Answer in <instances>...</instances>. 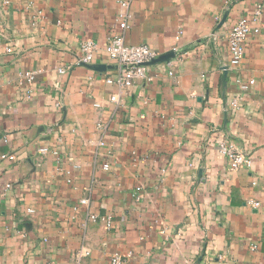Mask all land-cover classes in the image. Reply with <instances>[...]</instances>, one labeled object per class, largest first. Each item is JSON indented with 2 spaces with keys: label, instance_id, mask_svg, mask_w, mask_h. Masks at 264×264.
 Returning <instances> with one entry per match:
<instances>
[{
  "label": "crops",
  "instance_id": "0c3cea01",
  "mask_svg": "<svg viewBox=\"0 0 264 264\" xmlns=\"http://www.w3.org/2000/svg\"><path fill=\"white\" fill-rule=\"evenodd\" d=\"M256 3L260 30L224 74L228 29ZM114 36L186 54L119 91L77 63L82 41ZM224 140L251 165L232 169ZM116 255L264 264V0H0V264Z\"/></svg>",
  "mask_w": 264,
  "mask_h": 264
},
{
  "label": "built area",
  "instance_id": "2783aa9c",
  "mask_svg": "<svg viewBox=\"0 0 264 264\" xmlns=\"http://www.w3.org/2000/svg\"><path fill=\"white\" fill-rule=\"evenodd\" d=\"M263 12V4L256 3L252 14L248 17L239 18L234 22L227 32V49L229 58L226 64L222 66L224 74L232 72L243 57L244 42L253 34H257L260 30L259 20ZM101 51L110 60L113 66L110 69V75L105 78L107 83L115 84L118 90L121 91L126 87L134 86L139 81L144 84L151 82L155 75L151 73V69L160 64H165L168 68L169 75H173V64L177 60L185 57L186 50L174 47L166 52H171L173 55L165 61L151 63L152 60L158 58L166 52H159L152 49L146 44L125 45L123 38L120 36L110 37L102 45H99L93 40H84L80 44V57L77 63H92L95 55ZM67 68H59L60 73H65ZM37 71H25L20 78L26 80L29 84L32 83L37 75ZM250 84L253 80L249 81ZM118 91V92H119ZM120 100L119 93H114L110 96V101L118 102ZM220 155L227 158L232 169L248 167L251 165L250 157L240 152L229 140H224L218 143L217 146ZM41 153H46V148H40ZM4 157V156H2ZM107 168V165H104ZM82 204H86L87 200L82 199ZM247 204L258 207L259 202L256 200H248ZM28 212H32L31 209ZM89 218L93 221L99 219L96 215H90ZM110 224V218H100ZM89 254L88 251L80 252L77 256L82 259ZM109 264H123V260L119 256L110 258Z\"/></svg>",
  "mask_w": 264,
  "mask_h": 264
},
{
  "label": "water",
  "instance_id": "95a60500",
  "mask_svg": "<svg viewBox=\"0 0 264 264\" xmlns=\"http://www.w3.org/2000/svg\"><path fill=\"white\" fill-rule=\"evenodd\" d=\"M173 54L171 52H166L164 54H162L161 56H159L158 58L152 60L151 63H157V62H161V61H165L168 60ZM81 65L91 69V70H95L98 71L100 73L105 72L106 70L112 69L113 66L112 65H107V64H88V63H80Z\"/></svg>",
  "mask_w": 264,
  "mask_h": 264
}]
</instances>
